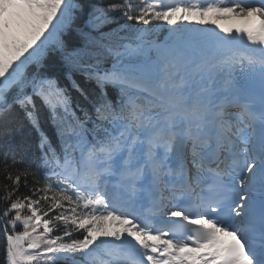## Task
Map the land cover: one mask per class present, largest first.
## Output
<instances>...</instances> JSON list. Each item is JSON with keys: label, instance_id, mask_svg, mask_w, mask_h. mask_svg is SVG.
Returning a JSON list of instances; mask_svg holds the SVG:
<instances>
[{"label": "snow or ice", "instance_id": "obj_1", "mask_svg": "<svg viewBox=\"0 0 264 264\" xmlns=\"http://www.w3.org/2000/svg\"><path fill=\"white\" fill-rule=\"evenodd\" d=\"M25 123L0 264H264V0H0V133Z\"/></svg>", "mask_w": 264, "mask_h": 264}, {"label": "trees", "instance_id": "obj_2", "mask_svg": "<svg viewBox=\"0 0 264 264\" xmlns=\"http://www.w3.org/2000/svg\"><path fill=\"white\" fill-rule=\"evenodd\" d=\"M111 27V26H110ZM166 35V32L160 33V39H163V36ZM13 128L11 135H3L0 133V145H4L6 143H11L14 145H26L34 149L35 141H36V133L34 130L30 128V126L25 123L24 127L17 131L15 125H11ZM3 254V239L0 236V256Z\"/></svg>", "mask_w": 264, "mask_h": 264}, {"label": "rangeland", "instance_id": "obj_3", "mask_svg": "<svg viewBox=\"0 0 264 264\" xmlns=\"http://www.w3.org/2000/svg\"><path fill=\"white\" fill-rule=\"evenodd\" d=\"M218 14H209V19H212V18H215ZM226 15H230V14H223V16ZM220 19L217 21V23H219ZM185 24H187V27L191 28V29H199L198 27L200 25H197L195 22H192V23H188V22H185ZM204 26V25H203Z\"/></svg>", "mask_w": 264, "mask_h": 264}, {"label": "bare ground", "instance_id": "obj_4", "mask_svg": "<svg viewBox=\"0 0 264 264\" xmlns=\"http://www.w3.org/2000/svg\"><path fill=\"white\" fill-rule=\"evenodd\" d=\"M223 21L225 24H231V23L235 24L237 22L234 18L233 19L223 18ZM221 34H223V33H221Z\"/></svg>", "mask_w": 264, "mask_h": 264}]
</instances>
